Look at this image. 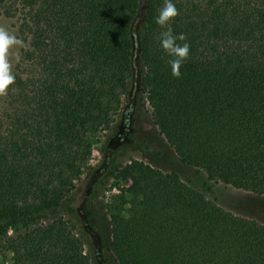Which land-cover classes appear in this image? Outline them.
Returning a JSON list of instances; mask_svg holds the SVG:
<instances>
[{
  "label": "trees",
  "instance_id": "16d2710c",
  "mask_svg": "<svg viewBox=\"0 0 264 264\" xmlns=\"http://www.w3.org/2000/svg\"><path fill=\"white\" fill-rule=\"evenodd\" d=\"M164 2L0 0L26 44L0 99V256L12 264H264L263 223L157 159L114 165L147 109L180 165L264 198V0H172L173 34L190 45L179 79L160 46ZM104 180L128 181L132 197L101 229L92 200Z\"/></svg>",
  "mask_w": 264,
  "mask_h": 264
},
{
  "label": "rangeland",
  "instance_id": "374dc122",
  "mask_svg": "<svg viewBox=\"0 0 264 264\" xmlns=\"http://www.w3.org/2000/svg\"><path fill=\"white\" fill-rule=\"evenodd\" d=\"M0 26L15 34L12 20L0 17ZM15 61L13 58V65ZM137 123L132 131L131 138H128L125 144L114 147L116 152L112 156L114 165H124L128 160L134 159L156 167L153 160L157 159L155 160L157 164L159 163L157 167L162 172L175 171L181 180L202 193L206 199L214 201L218 206L232 214L264 224L263 197L208 181L203 174L192 173L180 165L165 147V144L161 142V138L156 136V128L151 124L149 110L144 109L140 112ZM117 129V127L111 126L108 130L101 133L98 144L92 146L89 155L85 159V167H95L100 163L103 155L102 148L117 133ZM156 152L160 153L158 158L155 155ZM95 192L92 206L96 213L98 225L103 229V225L105 226L108 218V209L115 206L122 210L123 215L132 194L129 189V182L124 180H104L98 184ZM65 220L70 224H74L73 218L66 217ZM0 264H12L9 253L0 256Z\"/></svg>",
  "mask_w": 264,
  "mask_h": 264
},
{
  "label": "clouds",
  "instance_id": "9594fccd",
  "mask_svg": "<svg viewBox=\"0 0 264 264\" xmlns=\"http://www.w3.org/2000/svg\"><path fill=\"white\" fill-rule=\"evenodd\" d=\"M179 16V11L172 0H165L164 6L159 11L156 24L162 29L160 33V46L164 52L172 57L168 61L174 78L181 77V68L190 58V45L178 43L185 41L184 34L176 36L171 27L173 21ZM24 40L10 33L5 27L0 26V98L7 97L10 88L15 84L16 77L13 74V58L19 62V49L25 48Z\"/></svg>",
  "mask_w": 264,
  "mask_h": 264
}]
</instances>
